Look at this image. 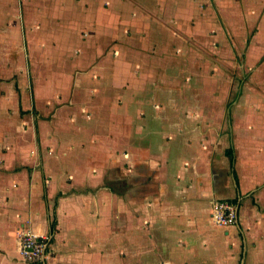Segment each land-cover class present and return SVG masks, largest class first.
Instances as JSON below:
<instances>
[{"label": "crops", "instance_id": "0c3cea01", "mask_svg": "<svg viewBox=\"0 0 264 264\" xmlns=\"http://www.w3.org/2000/svg\"><path fill=\"white\" fill-rule=\"evenodd\" d=\"M0 264H264V0H0Z\"/></svg>", "mask_w": 264, "mask_h": 264}, {"label": "built area", "instance_id": "2783aa9c", "mask_svg": "<svg viewBox=\"0 0 264 264\" xmlns=\"http://www.w3.org/2000/svg\"><path fill=\"white\" fill-rule=\"evenodd\" d=\"M239 210L236 204L227 201H216L212 206V219L219 226H232L238 222ZM52 234L39 235L30 229H20L18 248L26 260L43 262L51 255Z\"/></svg>", "mask_w": 264, "mask_h": 264}, {"label": "rangeland", "instance_id": "374dc122", "mask_svg": "<svg viewBox=\"0 0 264 264\" xmlns=\"http://www.w3.org/2000/svg\"><path fill=\"white\" fill-rule=\"evenodd\" d=\"M208 8H209V10H210V12H213L212 13V16H219L220 17V15L218 14V11L216 10H213V6H212V3H208ZM211 14V13H210ZM221 20V19H220ZM236 43L237 44H235V46L237 47V49L239 48V50H242L243 51V49L242 48H240L239 46H243V48H245V46H246V44L242 41V42H237L236 41ZM231 45L232 46H234V44H233V42H231ZM238 45V46H237ZM243 58H245V56H244V54L242 53L241 55H238V54H236L235 55V62L237 63V65H240V63L242 62V61H244V59ZM237 76L238 77H240L241 76V78L243 77V73L241 72V71H238L237 72ZM238 79H240V78H237V80ZM239 81V80H238ZM239 90H238V88H236V92H238Z\"/></svg>", "mask_w": 264, "mask_h": 264}]
</instances>
